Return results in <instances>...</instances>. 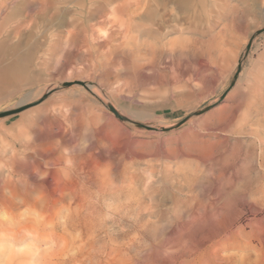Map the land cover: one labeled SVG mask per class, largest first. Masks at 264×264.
<instances>
[{
	"label": "rangeland",
	"instance_id": "rangeland-1",
	"mask_svg": "<svg viewBox=\"0 0 264 264\" xmlns=\"http://www.w3.org/2000/svg\"><path fill=\"white\" fill-rule=\"evenodd\" d=\"M206 1L207 31L188 34L190 47L203 51L205 60L197 51L192 56L164 57L125 79L123 93L111 100L132 118L128 123L112 118L105 105L90 96L86 101L95 105L72 141L74 148L61 149L68 156L90 154L99 160L106 156L104 170L126 188V196L113 206L136 192L140 219L130 212L123 220L114 207H100L95 199L98 205L94 202L95 208L91 205L89 213L83 212L93 222L75 230L65 224L69 209L50 220L48 211L22 207L13 213L0 206V264H264V0ZM12 27L7 25L4 36ZM178 36L173 33L168 39ZM8 42L15 45L14 35ZM21 48L22 55L28 53L27 47ZM46 48L49 44L38 45L33 61L20 59L29 67V78L35 76L33 85L7 83L0 75V112L17 106L34 86L59 81L65 58L58 47L53 48L56 56L49 58ZM12 58L0 53L4 64ZM85 61L80 56L74 65L82 67ZM72 89L80 87L56 91L52 97L62 99ZM35 106L24 115L0 119V176L9 173L14 158L33 167L37 154L22 146L27 136L18 141L14 134L26 129L25 116ZM36 159L43 161L40 155ZM79 217L74 210L71 221L77 223ZM18 218L35 227L50 221L32 234L20 230ZM129 223L136 225L135 230L129 231ZM10 229L19 230L17 241Z\"/></svg>",
	"mask_w": 264,
	"mask_h": 264
},
{
	"label": "bare ground",
	"instance_id": "bare-ground-1",
	"mask_svg": "<svg viewBox=\"0 0 264 264\" xmlns=\"http://www.w3.org/2000/svg\"><path fill=\"white\" fill-rule=\"evenodd\" d=\"M32 2L36 4V8L31 7L30 9ZM95 2L101 5L99 9L91 6L93 0H0V53L11 54L13 57L7 64L0 60V75L5 82L14 81L17 85L26 83L33 85L36 82L35 76L29 78V67L21 64L20 59L25 56L27 61L36 58L38 45L41 47L49 44V48L44 51V54H47L49 58L56 56L54 47H58L60 56L65 58L60 66V73L57 74L58 82H52L44 88L34 86L22 97L17 106L4 111L7 112L4 115H1L3 112H0V119H4L23 113L32 106L36 105L35 107H37L41 102L40 106L25 116L26 125H28H25L26 129L17 132V134L12 131L18 141L23 139L21 138L23 135L27 136L28 140L26 143H22V146L31 149L33 154H37L32 155L34 156L33 167L28 169L26 163L17 158L9 162V173H3L0 176V206L13 213L22 207L38 213L48 211L50 220L57 219L63 209L66 211L69 209L71 213L67 219L64 217L65 224L75 230L80 226L86 227L92 221H88L90 217L87 220L84 216L86 213L83 214V212L87 211L91 205L92 208H95L93 205L97 200L101 203L100 207L101 205H106L107 209L114 207V212H118V217L123 220L130 212L136 213L140 219L139 195L136 192H132L126 202L113 206L114 201L126 196V188L122 183L115 184L113 174L104 170L103 167L108 165L109 161L106 156L102 155L103 158L99 157L101 159L99 160L97 157L91 158L90 154L77 157L74 153L70 156L61 153L62 148H74L72 141L81 131V126L86 120V113L92 105H95L87 102L91 99L90 96L94 101L105 105L112 113V118H119L123 122L129 121L132 118L128 117L121 108L113 105L111 100L112 96L123 93L125 79L133 78L150 65H157L156 63L164 57L174 59L178 55H196L194 51L198 52V50L193 51L190 47L191 36L188 37V34H192L198 29L203 35L206 30L203 27L207 16L206 0H95ZM177 2L182 5V9L173 6ZM66 3H74L77 7L73 9L61 7ZM111 4H119L120 7L116 10L115 18L109 20L107 17L113 13L105 6ZM11 23L13 24L12 33H8L9 35L6 37L4 33L8 29L7 25ZM40 28L43 30L39 32ZM173 33H178L180 36L168 39ZM10 35H14L15 45L9 44ZM41 38L46 41L43 43ZM20 41H23V45L19 43ZM22 46L27 47L28 53L25 55L21 54ZM199 49L201 50V48ZM80 56L86 61L82 63V67L77 68L74 64ZM198 56L205 60L206 55L203 51L201 53L199 51ZM67 57H70L71 60L66 59ZM158 66L160 65L158 64ZM82 78L91 80L93 83H87ZM76 85L80 89L67 90L62 99L52 97L54 92L68 89V87H76ZM35 98H38L39 102H32ZM90 119H94V117ZM7 133L9 134V132ZM0 135L2 136V134ZM89 148H85V150ZM38 154L43 161L36 159ZM74 210H77L80 215V221L77 223L71 221V214ZM115 216L117 217V215ZM50 220L40 221L39 225L35 227L27 224L28 222L22 218H18V224L21 225L20 230L33 234L37 233L40 227L45 226ZM97 221L95 220V222ZM135 224L137 223L135 222ZM94 225L96 227V224ZM1 229L3 230V228ZM10 231H12L13 239L17 241L19 230L10 229Z\"/></svg>",
	"mask_w": 264,
	"mask_h": 264
},
{
	"label": "snow or ice",
	"instance_id": "snow-or-ice-1",
	"mask_svg": "<svg viewBox=\"0 0 264 264\" xmlns=\"http://www.w3.org/2000/svg\"><path fill=\"white\" fill-rule=\"evenodd\" d=\"M91 6L93 8H96V9H99L101 7V5L97 2H95V0H93V3ZM173 6L178 8V9H182V5L178 2L175 3ZM61 7H64L66 9H73V8H76L77 5L74 3H66V4H62ZM105 7H108L109 10L113 13V15L107 17L109 20H111V19L115 18L116 10H117V8L120 7V5L119 4H111V5H106ZM101 14H103V13H101ZM174 15H175V13H174ZM261 30L264 31V26H262ZM105 35H107V34L105 33ZM135 228H136L135 224L129 223V225H128L129 231L135 230Z\"/></svg>",
	"mask_w": 264,
	"mask_h": 264
},
{
	"label": "water",
	"instance_id": "water-1",
	"mask_svg": "<svg viewBox=\"0 0 264 264\" xmlns=\"http://www.w3.org/2000/svg\"><path fill=\"white\" fill-rule=\"evenodd\" d=\"M250 47V45L248 46V48ZM7 112H3V113H1V115H4V114H6Z\"/></svg>",
	"mask_w": 264,
	"mask_h": 264
}]
</instances>
